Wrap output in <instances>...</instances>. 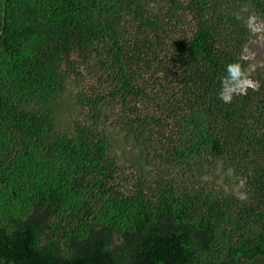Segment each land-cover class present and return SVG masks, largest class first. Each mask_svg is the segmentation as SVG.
I'll list each match as a JSON object with an SVG mask.
<instances>
[{
	"label": "trees",
	"instance_id": "obj_1",
	"mask_svg": "<svg viewBox=\"0 0 264 264\" xmlns=\"http://www.w3.org/2000/svg\"><path fill=\"white\" fill-rule=\"evenodd\" d=\"M250 14L264 0H0V264H264Z\"/></svg>",
	"mask_w": 264,
	"mask_h": 264
},
{
	"label": "rangeland",
	"instance_id": "obj_2",
	"mask_svg": "<svg viewBox=\"0 0 264 264\" xmlns=\"http://www.w3.org/2000/svg\"><path fill=\"white\" fill-rule=\"evenodd\" d=\"M247 25L250 31V35L243 47L242 56H244V58L249 62L247 75L250 78L238 84V87L241 88V90H243L247 85L252 86L254 84L252 81L254 70L257 67L262 66V64L264 63V19H260L256 15L250 14L247 18ZM68 116V112H62L59 115L58 123L60 125V129H63V126L70 121L69 118H67ZM117 137H119V140H121V136ZM124 144L126 145V148L125 146L123 147L125 151H130L127 148L129 145L124 142H121L119 146H123ZM228 174H231V172H229ZM221 182L222 181H219L218 184H220ZM223 186L228 190L232 189L235 193H240L241 191V184L239 182L234 183L233 179L229 180V183H225V185Z\"/></svg>",
	"mask_w": 264,
	"mask_h": 264
}]
</instances>
